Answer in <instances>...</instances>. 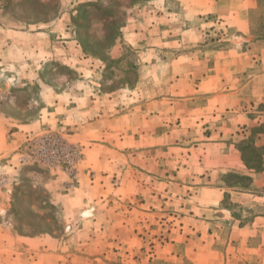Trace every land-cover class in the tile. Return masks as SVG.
<instances>
[{
	"label": "rangeland",
	"instance_id": "1",
	"mask_svg": "<svg viewBox=\"0 0 264 264\" xmlns=\"http://www.w3.org/2000/svg\"><path fill=\"white\" fill-rule=\"evenodd\" d=\"M242 150L264 169V0H0V264H264Z\"/></svg>",
	"mask_w": 264,
	"mask_h": 264
},
{
	"label": "crops",
	"instance_id": "2",
	"mask_svg": "<svg viewBox=\"0 0 264 264\" xmlns=\"http://www.w3.org/2000/svg\"><path fill=\"white\" fill-rule=\"evenodd\" d=\"M212 79L208 78L206 80L211 81ZM229 159L230 158L227 156L226 159L221 160V161H223L222 163L218 164L217 171L220 174H229V173H232L234 170H236L238 167H239V169L242 168L243 163H242L241 159H238V158L236 159V157H235V159L233 158L234 159L233 162H231ZM202 190H203V193L208 195V197H209L206 200L207 202H205L204 204H199V208L196 207L197 211H199V212H200V210L202 211L203 217H204V215H207V217L205 219H208V221L205 220V222H203V224H207L209 227L211 226V223H209V219H213L211 217V215L217 216L216 217L217 219L219 218L218 215H220L223 220L231 222L233 219L231 217L230 212L225 210V209H220L219 208L220 201L216 202L215 200L212 199V197L214 195H216V193L222 189L221 188H203ZM195 215H197V214H195ZM98 221H100V220H98ZM258 222H261L264 224V218H262V217L256 218L255 222L253 223V227H255V225ZM93 224H95V221L90 220V221H87L84 224V226L92 227ZM116 225H117L116 223H113L114 229L112 232V236H118L119 232H116V230H115ZM231 226H233L234 231H236V228H237V230H239V227H236L235 224L233 225V223H231ZM240 231H243V229L240 228ZM88 234H89L88 236H91V235H93V236H102V235L105 236L103 233L101 235L97 232H93V229L91 231H89ZM244 237H246V236H231V239L239 241L243 238L241 242L244 244L245 243L247 244L248 238L247 237L244 238ZM252 237H257V236H252ZM12 238H14V237L12 236ZM18 243H21V240L18 239ZM17 250H18V253L21 254V245L17 247ZM247 251L249 253H253L259 259L262 258L263 257L262 255L264 253V237L262 238V241H259L254 248L247 249Z\"/></svg>",
	"mask_w": 264,
	"mask_h": 264
},
{
	"label": "trees",
	"instance_id": "3",
	"mask_svg": "<svg viewBox=\"0 0 264 264\" xmlns=\"http://www.w3.org/2000/svg\"><path fill=\"white\" fill-rule=\"evenodd\" d=\"M253 149V151H256L254 148H252ZM242 158H243V162L245 163V166L247 167V169L248 170H250V171H254V172H261V170H264L263 168H262V160H260L259 161V163L260 164H258V165H254V164H252L247 158H246V156H245V153H244V151L242 150ZM42 193H45V195H47L48 193L45 191V190H42ZM43 203L45 204V208H53L54 209V207L52 206V204L49 202V200L47 199V197L45 198V200H43ZM54 222H55V224L57 223L55 220H54ZM51 225L52 224H48V227H51ZM42 232L41 233H47V234H50L51 233V229H48V230H41ZM21 235L22 236H28V235H30V234H26V233H24V230L23 229H21Z\"/></svg>",
	"mask_w": 264,
	"mask_h": 264
}]
</instances>
